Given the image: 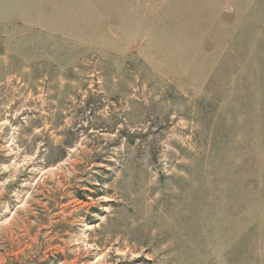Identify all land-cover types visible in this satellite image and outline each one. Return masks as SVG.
Masks as SVG:
<instances>
[{"label":"rangeland","instance_id":"374dc122","mask_svg":"<svg viewBox=\"0 0 264 264\" xmlns=\"http://www.w3.org/2000/svg\"><path fill=\"white\" fill-rule=\"evenodd\" d=\"M0 264H264V0H0Z\"/></svg>","mask_w":264,"mask_h":264}]
</instances>
